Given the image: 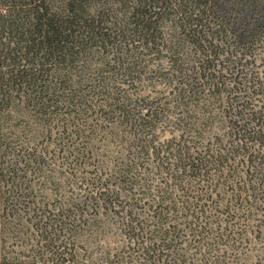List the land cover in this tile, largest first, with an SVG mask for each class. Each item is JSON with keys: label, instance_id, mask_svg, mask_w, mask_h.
Returning a JSON list of instances; mask_svg holds the SVG:
<instances>
[{"label": "trees", "instance_id": "trees-1", "mask_svg": "<svg viewBox=\"0 0 264 264\" xmlns=\"http://www.w3.org/2000/svg\"><path fill=\"white\" fill-rule=\"evenodd\" d=\"M246 225L264 0H0V264H239Z\"/></svg>", "mask_w": 264, "mask_h": 264}, {"label": "rangeland", "instance_id": "rangeland-1", "mask_svg": "<svg viewBox=\"0 0 264 264\" xmlns=\"http://www.w3.org/2000/svg\"><path fill=\"white\" fill-rule=\"evenodd\" d=\"M151 75L153 76L152 79L146 78L144 81L142 91L144 94L150 93L151 95L162 97L159 91L155 92L157 87H159L158 85L155 89H152V81L157 82L160 77H158L159 75L155 73H151ZM170 110H172V107ZM174 115H176V113ZM169 129H171V126L162 129L160 131L161 137L170 136L171 133ZM58 174L60 175L59 177L61 181V179L65 176L64 168H59ZM246 226L247 230L244 232L243 230L246 229ZM246 226L243 227V230L239 231L241 234H237V236H239L237 239L238 242H234L235 247L233 248L232 253L239 264H264V235H257V230L250 232L248 225ZM108 236L110 237V241H106V244L109 246L114 245L116 242V240H114L115 236L110 234H108ZM93 249H100V246L94 245Z\"/></svg>", "mask_w": 264, "mask_h": 264}]
</instances>
